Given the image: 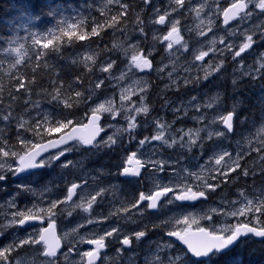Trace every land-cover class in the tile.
Masks as SVG:
<instances>
[{"label": "snow or ice", "instance_id": "6c2138e0", "mask_svg": "<svg viewBox=\"0 0 264 264\" xmlns=\"http://www.w3.org/2000/svg\"><path fill=\"white\" fill-rule=\"evenodd\" d=\"M113 0H108V3H112ZM116 3H119L120 0H115ZM145 3H151V0H145ZM174 3L175 6H172ZM185 4V0H170V8L171 11H165L164 14H159V9H156V15L158 19L154 20L153 23L164 25L166 23V17L170 16L171 13L179 11ZM249 5H253L254 8L259 9L261 12H264V0H239L238 3H233L231 8L224 11V24H228V22L232 19L240 17L241 20L250 19L252 13L246 12L245 9L249 7ZM126 10V9H125ZM203 6L199 10L196 11V16L199 17L201 12L203 11ZM243 13L241 16L240 14ZM21 15H24L21 13ZM48 15L56 17V11H52L48 13ZM112 23L109 24V27H113L117 22V17L113 16ZM141 25H143V21H138ZM201 24L204 21L200 22ZM179 24L178 20L171 21V28L162 38L153 33V41H161L166 44V48L168 50H173L174 46H179L175 49V51L179 50H188L187 42H182L183 38L180 35V31L177 27ZM212 20L209 18V31H211ZM82 23H80V27H82ZM200 25H197L199 27ZM78 23L74 20V18L65 16L63 12L59 13V17L55 23L53 28L46 29L44 38H47L48 42L43 44L44 49H48L49 45L52 44V41L58 39L60 35L68 37L71 39L72 37H76L78 40H85L86 36L84 34L77 35ZM141 33H143L144 29L141 26ZM97 27L91 28V35H97ZM232 35H235V30H233ZM201 36H205L206 33L201 31L199 33ZM41 33L31 32L29 33V37L31 39L32 45H40L41 44ZM2 39V38H0ZM247 42L243 43L239 50L236 51L233 55V59L236 57H240L241 53L245 52L246 49H249L253 43V36L247 35ZM212 47L209 51H216L215 45L216 40L213 39L211 42ZM220 43H224L223 38H221ZM235 45L228 44L226 45L227 50H231ZM139 48V45H132L133 52H135ZM155 49V44H153V50ZM4 53L8 56L13 57V63L11 67L15 68L17 65H21L25 58L27 57L29 60L32 59V56H29V49L26 48L25 43L20 42L18 37H13L7 41V46L0 48ZM125 55H127V49H123ZM153 50H149L146 55H131V63L127 65V67L121 72L119 77H113L119 80H124L125 76L128 73L134 72V70H138L140 72H144L145 70H155L157 72H164L167 69L168 65H164L163 67H157L153 69L152 60L148 57L153 56ZM54 51H59V46H57ZM209 51H199L198 54H193V64L195 61H203L206 56L209 55ZM223 53V49L220 50ZM33 55L38 59L40 56L44 55L43 52L38 49L33 53ZM88 61L93 60V56L89 55L86 57ZM115 61L108 63L107 67H103L101 69L102 72H109L112 69ZM193 65H189L190 70ZM201 69L204 71L203 79H208L213 73H219L224 67L225 62L221 60L218 64L209 65L208 67H202ZM168 72L169 79H172L173 72ZM239 71V69H236ZM260 74H264V64L260 65V68L257 70ZM252 70L251 66L249 69L242 72V76H251ZM240 77H236L233 79L232 83L235 85L237 80ZM33 81H29V84L33 83ZM184 84H190L194 82H199V77L196 80H192L190 77L184 78ZM55 83V82H53ZM104 83V80H100L95 84V88L99 89L101 85ZM143 83V87H140V92L144 93L140 97V105L133 106L127 110H125L123 103L119 106V108H115L112 106V103L107 102V106L105 104H100L98 108L93 109V115L89 124L84 125L83 128H75L73 127L71 132L66 136H62L59 140L49 141L47 144H32V141L22 140L21 142L28 145L32 144V148L35 150H29L24 152V154H20L19 152H9L3 151L0 149V155L3 157H16L18 159V166L13 170L12 164L10 163H0V181H4L6 179V172L12 171L14 175H18L20 173H28L29 175L33 174L31 170L41 169L45 167H51L57 161L61 160V157H64L66 153L73 151L72 147H61L62 145H68L69 142H75L76 145L81 147H86L90 149L103 150V149H113L118 142V138L122 137L124 133H128V140L131 143L132 140L136 139L134 133L138 128L137 117L141 114L147 116L150 113V108L146 103L147 100V92H148V82L145 80L143 82L137 81V84ZM173 84H176V80H172ZM20 88H24L26 92H30L31 89L28 88L23 83L19 84ZM169 85H165V88H168ZM68 88L71 89L72 85L69 84ZM126 91V90H125ZM95 94V92H90L87 99H91V97ZM51 99L50 103H54L57 106H61L64 109H71L73 107V102L71 101V97L65 99L61 95V91L56 89L54 93L50 94ZM75 97L84 98V93L81 91H75ZM131 94L121 95L120 100L123 102L124 100H130ZM192 101H196L197 97L193 96ZM222 96L218 93L215 96L211 97L207 102L201 104L199 102L195 104H191V106L195 109L196 112L200 113L199 115L192 116L191 118L195 120L197 123L203 125L202 127L197 128H189L185 130L184 128L176 129L175 132L171 131L172 124L175 121H172V124L167 122H163L162 118L154 119L153 124L155 126V134L151 136H144L143 138L138 140V148L136 151H132L130 155H127L123 158L121 165L119 166V171L116 173L118 177H140L142 170H146L150 173L148 179L151 181L152 187L149 189L147 193L140 192L138 201L132 202V207L137 208L141 202L147 201L146 208L156 210L158 209V203L162 201V199L166 198L164 202L166 204H173L175 202H192L197 201L201 198L206 197V191L211 190L215 191L217 187H220V183H223L224 180L228 178V171L230 170L235 172L237 168H240V159L243 157L244 153H237V158L233 160L232 153L228 151L222 152H213L208 156V166L207 172L209 173L208 177L205 178L200 172H191L188 169H184L183 171L186 175H180V173H176L175 176L169 177L168 183H163L160 177L157 175L158 173H162L165 171L168 166L167 161L154 159L153 156L155 152L151 155L147 153H141V157H137V153L140 152L141 149H144L147 145L151 144L153 141H159L165 148H175L179 147L180 149H187L191 151L193 147L198 146L202 151L205 147V140L213 141L215 140H224L228 138V135L233 133L234 131V116L237 114V107L233 105L231 110L228 111L226 115L217 111L214 114L209 115L206 111L207 109L217 108L222 106ZM17 100V97L14 95L9 96L7 101V107L5 108V99L2 95H0V108L3 109V115L0 116V120L5 122H9L12 120H18V127L21 129H25V124L28 122L23 120L22 118H18L13 115V102ZM81 100H76L75 103L79 104ZM30 101H25V105H28ZM33 108H39L38 104H32ZM164 107L170 106V101H164ZM184 112V115H187V108H173V112ZM106 112L113 114V117L116 115H122L125 122L126 127H116L115 125H109V127L115 128V131L111 135H107V138L100 137L102 132H105L103 127L98 125L99 116L96 115L98 112ZM135 113V114H133ZM40 115L39 113L37 114ZM49 121V116L47 113L43 114L41 119H37L34 121L37 128H40L43 124H47ZM73 121L68 119L66 116L63 120H57L55 126L46 127L47 133L60 132L61 129L68 128ZM222 125V127H219ZM211 126H217L215 130H210ZM31 128V125H29ZM27 130V129H25ZM202 133L204 135H202ZM35 135H39L38 132L34 133ZM17 138L19 139V133H17ZM261 141L257 147V152H264V136H261ZM60 150L55 154H50L46 158H42V154L48 152L49 149H57ZM260 159L264 161V156H261ZM64 168H68L70 166H74L72 161H65L62 165ZM203 167L201 171H203ZM174 171V170H173ZM217 173L219 177H221L220 183L213 184L210 181L216 180L217 176L211 175V173ZM243 175L247 176L248 171L242 169ZM110 174V173H109ZM190 179H194L198 183L195 184L196 190H193V185L188 183ZM22 189L27 192H32L34 194V190L29 185H21ZM78 185L76 183H72L71 187L67 189V196L65 201L59 200H50L48 207H38L37 204H33L31 207H26L24 210H17L12 214L13 218L9 221V225L4 226H14L17 223L20 226L25 225L30 221H42L47 217L48 224L47 227L38 228L32 232H30L27 238L20 240V245H40L42 250V255L46 258L44 264H56L58 260L57 250L60 248V240L55 236V221L54 217L58 214V204L66 203L67 201H71L73 196L76 195V189ZM108 189H101L96 192L95 195L91 196L90 199L87 197H80L81 203H74L73 209H82L84 213H89L91 216V212L93 210V206L98 203L97 197L103 199L104 195L107 193ZM171 194V195H169ZM243 196V193H241ZM246 203L243 207H236L235 205L239 203V201H232L230 203V208L232 210L225 211L222 208H212L209 214H205V216L201 217L202 219L212 220V213L223 214L227 217H247L250 213L259 212L261 216H264V200H257L254 202L253 200L247 199L245 197ZM12 206H15V200L12 202ZM120 210L118 209L117 212ZM124 212H128V208H123ZM59 214H63L59 212ZM72 213L69 212L70 216ZM115 215V213H109V216ZM17 217L19 218L17 220ZM108 217H104L107 219ZM125 219L130 220L131 223H135V220L130 216ZM88 224L97 223L98 221L88 218L86 221ZM252 224L253 226H250ZM193 225H196L195 230H193ZM4 227H0V235L3 234ZM78 227H83L80 225ZM153 228L161 229L166 231V235L168 237H174L177 241H179L183 246H186V249L176 255V256H168L165 260L160 256H156L149 264H217V261L220 257L230 253L233 251V248L236 246L237 241L242 236H247L249 234L254 235L255 237L264 238V220H261L259 216L254 217L252 219H248L245 221H238L236 224L225 223L223 226L217 228L214 224L210 225V227L206 228L200 226L199 219L191 214L187 216H179L174 215L169 217L167 220H162L159 224H153ZM147 228V226H145ZM73 231H78V229H73ZM114 234L119 237L122 234L121 228H113L110 231H107L105 235H101L99 238H91L87 240V243L95 245L94 251H85L83 253L82 259L84 257L87 258L86 264H95L99 252L101 249L105 248V240L107 237H113ZM146 231L140 230L135 231L134 233L124 235L122 239V245L130 246L132 243L133 237L139 241L140 238L145 237ZM84 242V237L80 238L79 243ZM16 246V241L10 243L3 250H0V264H13L15 258L9 257L8 253L13 247ZM158 251L164 252L166 249H172L174 244L172 241L162 242L157 245ZM71 251V247L69 248V252ZM233 264H243V261H233Z\"/></svg>", "mask_w": 264, "mask_h": 264}, {"label": "trees", "instance_id": "16d2710c", "mask_svg": "<svg viewBox=\"0 0 264 264\" xmlns=\"http://www.w3.org/2000/svg\"><path fill=\"white\" fill-rule=\"evenodd\" d=\"M167 1L169 4L170 0ZM93 4L94 6L98 5L94 7ZM53 8L57 13L56 17L48 15ZM20 12L24 15H21ZM60 12L74 18L78 23L77 35L84 34L86 39L81 41L76 37L69 39L60 35L58 39L52 41L48 49H44L43 44L48 40L44 38L43 34L46 29L55 26ZM148 15L149 8L145 7L144 0H120L119 3H116L115 0L112 3H108V0H0V38H2L0 39V48L7 46V41L14 35L24 31L25 38L22 43H25L26 48L29 49V56H32V59L29 60L26 57L21 65L13 68L11 67L14 62L13 57L0 50V95L5 99L4 107H7L10 94L16 96L17 100L12 105L13 115L28 122L25 124V129H27L25 130L18 127V120L9 122L0 120V145L5 142L13 144L12 139H17V133L25 140L31 138L32 141H45L67 131L75 124V122L72 123L68 128L61 129L60 132L47 133L46 127L55 126L57 120H63L65 116L72 121L78 117L83 119L87 94L93 92L90 76L94 72L95 65L103 54L116 55L120 52L123 43L121 40L139 28L138 21L145 23ZM113 16L117 17V22L113 27H109ZM80 23H82V27H80ZM92 27H97V35H91ZM31 32L42 34L40 45H32L31 39L28 38ZM57 46H59L58 52L54 51ZM37 49L44 53L38 59L33 55ZM89 55L93 56V60L86 59ZM58 75L67 79L61 80L63 78ZM33 80L34 82L29 84V81ZM66 82L67 84H65ZM21 83L31 91L26 92L24 88H20L19 84ZM69 84L73 86L71 89H67ZM56 89L61 91L63 98L71 97L73 102L71 109H64L54 103L52 106L49 102L50 94L54 93ZM75 91L84 93V98L75 97ZM246 97L248 98L247 95ZM26 100L30 101L28 105H25ZM76 100H81V102L76 104ZM33 103L39 105L38 110L40 107L50 110L48 123H42L40 128L36 127L34 121L42 117L36 115L40 113L39 111L33 113L31 110ZM245 103V108L248 110L243 111L247 112L243 118L249 119L253 114L250 111L251 103ZM2 115L3 109L0 108V116ZM36 132L39 135H35ZM19 143L20 141H18ZM20 145L21 152L32 147L31 144L21 143ZM225 194L226 190H223L221 195L225 196ZM258 247L259 245L255 243L245 244L220 257L217 264H233V261H243V264H264V248L260 250Z\"/></svg>", "mask_w": 264, "mask_h": 264}, {"label": "rangeland", "instance_id": "374dc122", "mask_svg": "<svg viewBox=\"0 0 264 264\" xmlns=\"http://www.w3.org/2000/svg\"><path fill=\"white\" fill-rule=\"evenodd\" d=\"M227 1H228L227 4H230V2H232L234 0H231V1L227 0ZM207 2H211V5H207ZM224 2H225V0H197V1L191 2L186 10L180 9L179 11L173 12V13H171L170 16H168L167 28L170 29L171 28V21L174 19L179 21L181 13L184 14L185 11L186 12L190 11L191 13H193V14H191V16H189V14H184V15L191 18L192 22L189 25V28L190 29L193 28V29H195V31H197V38L198 39L193 40L191 43L188 44V50L187 51H184V50L178 51L179 54L185 58V61L189 62L190 65H193L191 67V70L201 69V67L196 64V61L193 64V54L194 53L198 54L199 51H209V49L212 47L211 43L209 44V42H211L213 39L216 40V45L222 44V47L216 48V45H215L216 51H209V54H211L213 56L216 52L221 53V51H220L221 49L224 50L223 53L227 54L229 52V50H227L226 45L233 44L235 46L231 50L234 49L235 51L231 52V54L234 55V53L239 50V47L243 43L247 42L245 40L247 35L255 36L259 32L264 33V12H261L259 9L254 8L253 5H249L250 9L248 11V12L252 13L251 18L243 20L241 22V25H239L233 29V30H235V34L238 35L239 37H237V36L231 37L230 33H232L233 30H230L229 32L218 31V29L216 27V20H217L218 13L221 10L222 4ZM246 2H247V0H246ZM201 6H203V9H204L202 12L207 11L206 12L207 14L206 15L201 14L199 17H197L196 11L199 10L201 8ZM156 9L160 10V8L158 6V2L154 1L153 6L151 8V16L152 17L155 14ZM209 18H211V20H212L211 31H213V33L211 31H209ZM153 21L152 20L149 21V26L151 27V31L157 35L159 32L161 33V29L154 26ZM201 21H204V23L201 24L200 23ZM243 24H246V26ZM197 25H200V26L197 27ZM202 25H206L205 30L203 29V27H201ZM177 27L181 33V30H180L181 28L179 27V25H177ZM199 29H202V30L199 31ZM201 31L205 32L206 35L205 36L199 35V33ZM184 32H186V31H184ZM22 35H18L20 42H22V39H23ZM159 37H161V35ZM221 38H223L224 43H220ZM139 40H140L139 37H137V38L133 37L132 38L131 36H129V38H128L129 42H127L125 47H124V49H127V55H125V52L123 51L121 61L116 62L113 65L112 69L109 70V72L105 73V72L101 71V69L103 67H107L108 63L111 62L109 59L103 61L101 65L96 66L95 71L97 73H99L100 76H102V74L105 73V79H104L103 84H106L107 75L109 76V80L112 84L105 85L104 90L108 95H106L104 99H99V97L97 96V97H95L93 103H89V107H90L89 111H92L93 109L98 108V106L102 103L107 106V102H109V101L112 103V106L115 108H117V105H121V103H123L124 107H126L127 102L128 101L131 102V100H124L123 102H121L120 96L122 94L123 95L131 94V97L133 96V94H136V93L144 94V93L140 92V87L144 86L143 83L137 84V81L143 82L146 80L148 82V91H149V87L151 84V78L150 77H138V75L136 74V70H134V72H132V73H128L125 76L124 80H119V79L113 78V77H119L121 72L127 67L128 64L131 63V55L132 54L138 55L141 50H144L146 53L150 50L149 46H147L145 48H141V43ZM136 44L139 45V48L135 52H133L132 45H136ZM176 48H177V46H174V49H176ZM249 49H252V47ZM246 50H248V49H246ZM246 50H245V52L241 53V55L247 54ZM160 54H161V51H160ZM262 54H264V53H262ZM241 55H240V57H241ZM240 57H238V58H240ZM157 61H159V60H157ZM242 65H244V67H246V68L251 66V64H247L245 61L242 62ZM259 68H260V64H258V69ZM189 77L192 78L194 76L190 75ZM167 78H169L168 75H167ZM256 78H257V76H256ZM98 82H99L98 80L94 81L95 84ZM152 84L154 85L153 87L156 88V90H158V88L160 87V82H158L156 79L153 80ZM162 85H163V81L161 80V87H162ZM175 85H177V83L176 84L172 83L171 86H175ZM252 88L253 87L250 84H247V85H245L244 89L247 91V90H250ZM192 97H193V95L189 94L187 91H181L179 94L174 96L175 105L177 106V108L179 107V108L183 109L184 107H186L187 108V115H184L183 110L180 112H175V115H172L171 113H169L172 116L167 118L165 122L172 124V121H175V123L172 124V127H171L172 132H175L176 129H180V128H184L185 130L192 128L191 125L193 123H196L197 125H199V123H197L191 117L195 116V115H199L200 113L196 112L195 109L191 106V104H195L197 102L200 103L201 100L192 101V99H191ZM240 99L243 102L244 107H245V102H249V103L251 102V100L249 98H247L243 93L240 95ZM190 101H191V104L189 103ZM146 103L150 108H152L154 110L153 112L157 111L156 110L157 105H158L157 101L146 100ZM253 108L256 111L258 110L257 113H258V116L260 117V122H257L255 126L250 125L248 130H250L252 132L262 130L261 134L264 135V98L262 100L258 101V103ZM31 110L33 111V113L39 111L40 112L39 114H41V115L47 111V109L45 107H40V110H38L37 108H32ZM161 110H162V107H161ZM216 112L217 111L211 112L210 115L214 114ZM219 112H221V111H219ZM103 113L108 114L106 112H103ZM151 114L147 118L142 119V123L148 124V126L152 125L150 131L154 129V131L152 133V135H154L155 134V126L153 124V120L156 118L151 117ZM177 114L178 115L181 114L180 117H177L176 116ZM111 115H113V114H111ZM80 121H81V118H79V117L76 118V120L73 121V123L75 122V124H73V125L80 124ZM180 122H188L190 124L186 125V124H181ZM115 126L119 127L118 125H115ZM216 127L217 126H211L210 130H215ZM106 130L109 132L105 131V133H106L105 139L107 138V135H111L115 131V128L108 126ZM22 140H25V139H23L22 137H20L19 139L14 138V139H12L13 144H8L7 142L2 143L0 145V149H2L3 151H9V152L15 151V152H17L16 149H21L20 144L22 143L21 142ZM138 140L139 139H137V140L135 139V140L131 141V146L133 149H135V151L138 148ZM18 141H20L19 144H18ZM15 142H16V144H18L16 147H15V145H16ZM209 145H211L212 149H209V151L207 153H205L203 155V157H201V154L190 157V154H189L190 151L187 149H177L178 147L165 148L161 144V142L153 141L151 144L147 145L144 149H141L140 152L137 153V157L140 158L141 153H147L148 155H151L153 152H155V155L153 156L154 159L167 161L168 166L166 167L165 171L162 172V174L161 173L157 174L160 177V179L163 181V183L166 184V183H168L169 177L175 176L176 173H180V175H182V176L186 175V173L183 171L184 169H188L191 172H200L205 177H208V175H209V173L207 172L208 156L211 155L213 152H217V153L222 152V151L218 150V147L220 145H222V143L220 141L212 142ZM117 146L120 147L119 142H117L116 147ZM72 148H73V151L66 153V155L64 157H61L60 161H57L54 164L58 165L59 163H64L65 161L79 162V164L83 163L84 166L83 167L80 166V168L77 171L78 174H76L78 176L79 180L86 181L89 184H95V185L98 184L100 186H111L109 183H112V182L108 178L102 179L100 181H97V180H98L99 176H106L109 173L108 171H105L106 169H104L108 166L107 165L108 161L113 162V165L116 167L120 166V163L122 161V157L124 155V154H120L124 151L122 149V147H120L118 151H113V152H115L113 154V157H110L111 156L110 152H108L107 154H105V156L102 157V158H114V160L112 159L113 161H111L109 159H106V160L99 159V156H97V154H95L94 152L97 153L100 150L98 151L96 149H93L88 154V153H86V151H84V153L81 152L79 149H77V147L72 146ZM26 150L27 149H25L24 151H26ZM19 153L21 154V152H19ZM103 153H105V152H103ZM87 157L89 158L88 160H87ZM17 161H18V159L16 157H12L11 155L9 157H3L2 155H0V163L7 162V163L12 164L13 170L16 168V162ZM89 163H90V166H89ZM202 167L204 169L203 171H201ZM46 170H49V167H47ZM211 175L217 176V178H218V175H216V173L211 174ZM10 176H13V172L7 171L6 172V180L7 181L10 179ZM149 176H150V173L147 171L146 175H145V181H146V183H148L150 185V189H151L152 184H151V181L148 179ZM26 182L27 181H24L22 183H26ZM188 183L193 184V183H197V181H195L194 179H190L188 181ZM14 186H17V185H14ZM193 188L196 189L195 186H193ZM248 188L249 189L243 188L241 190H237L234 193V195H238V196L234 197L236 199L233 201H239V203H237L235 205L236 207H243L244 206V204L246 203L245 197L247 199L253 200L254 202H256L257 200H260V199L264 200V186H248ZM33 190H34V194L32 192H27V193H30L35 198H38L39 205H42L43 202L40 201V198L43 194H45V190H42V189H39V190L33 189ZM208 191L209 190H207L206 192H208ZM244 192H248V193L252 194V196H248V195L242 196L241 193H244ZM44 199H45V197H43V200ZM224 200L228 203V207L225 208L224 210L225 211L232 210L230 208V203L232 202V200L231 199H224ZM25 204L26 205L22 206V210H24L26 207H31L33 204H37V202L25 201ZM206 212H207V209L205 207H201L197 211H195V210L187 211V210L177 209L173 204L164 203L163 206L161 207V215L159 217H156V218L150 217V219H152L156 223H160L162 220H167L169 217L174 216V215H179V216L183 217V216H187V215L191 214L192 216H195L197 219H199V223L201 224L202 223L201 217ZM253 216H255V211L253 213H250L249 216H247V217L241 216V217H235V218L234 217H227L226 218L225 216H223V220L221 221L220 219H218L214 215H212L217 228L223 226L226 222L229 224H232L230 221L234 220L235 224H236L238 221L252 219ZM194 226H196V225H193V227ZM140 230L146 231V236L151 237L152 227L147 226V228H145V226H143V227H141ZM165 234H166V231H165ZM70 240H71V238L67 239L68 242ZM25 252L26 251H22L23 254ZM178 254H180L178 252V250H176L174 248L168 249L167 250V256L165 257V260L167 259L168 256L174 257ZM32 257H35L36 259H40L39 255H38V249L34 250ZM108 259H110V258H108ZM79 263H81V260L79 261L78 257H71L69 255H66L61 260L56 261V264H79ZM33 264H35V263H33ZM36 264H44V262L42 261V262H38Z\"/></svg>", "mask_w": 264, "mask_h": 264}, {"label": "flooded vegetation", "instance_id": "af4514ba", "mask_svg": "<svg viewBox=\"0 0 264 264\" xmlns=\"http://www.w3.org/2000/svg\"><path fill=\"white\" fill-rule=\"evenodd\" d=\"M203 63L206 67L210 64L213 65L210 60H203ZM204 73V72H203ZM226 105V106H224ZM229 103H222V106L218 108H227ZM150 108V107H149ZM153 110L150 108V111ZM157 110V109H156ZM161 112V104L158 108ZM154 111V110H153ZM159 112V113H160ZM105 121V119H104ZM112 156V155H111ZM261 156H264V152H258L257 158L251 160L246 166L245 170L248 171V176L246 177L249 181L248 184H237V186H250L253 182L255 186H264V161L260 159ZM109 160L113 161L112 158ZM105 171L109 173L106 176H99L98 181L108 178L112 183H109L111 186H100L98 184H89L86 181L81 183H76L78 185L76 189V195L73 196L71 201L66 203L58 204V214L53 218L55 221V228L57 234L61 238L62 243V252L58 256V260L63 258V255L69 253L70 255H76L80 260L82 259L83 253L88 247L87 240L91 238H99L101 235H105L107 231L112 230L113 228H121L122 234L117 237L115 234L113 237H107L105 240V252L100 256L99 264H128L130 259L133 256H136V260L140 264H149L155 257L139 260L142 254H147L148 252H154V256L158 254L161 257V252L158 251L157 245L163 242V235H161V229L153 228V224H159L150 219V215L147 212L146 205L144 202L137 208L132 207L133 201H138L139 193L149 191L150 186H146L144 183L145 173L141 177L134 180H123L121 177H118L116 173L119 171V166L116 167L113 165V162L108 161ZM240 171H238L239 173ZM259 175V176H258ZM261 177V178H260ZM254 180V181H252ZM5 181V180H4ZM4 183H0V227L9 225V221L12 220V214L17 210H22L23 206V189L21 186H4ZM88 186V187H87ZM71 186H31L35 189H45V199H42V205H39L38 198H35L31 194H26L30 196L31 201L37 202L38 207H48L50 200H59L65 201L67 196V189ZM8 188V189H7ZM101 189H108L107 193L104 195L101 200L100 197H97L98 203L93 206L91 216L89 213H84L82 209H73L74 203H81L80 197H87L88 199L91 196L95 195L97 191ZM9 191V192H8ZM2 192V193H1ZM59 194V198L57 197ZM15 200V206H12V201ZM20 202V203H19ZM206 202H209L207 199ZM220 203H216L218 207ZM199 204H196L194 208H197ZM128 208V212H124L123 208ZM120 210L117 212V210ZM161 211V209H160ZM62 212L63 214H59ZM72 214L69 216L68 213ZM4 213V214H3ZM109 213H115V215L109 216ZM3 214V215H2ZM131 217L135 220V223H131L130 220L125 219L126 217ZM104 217H108L104 219ZM261 220H264V216H259ZM88 218L98 221L97 223L88 224L86 221ZM19 218L17 217V220ZM72 222L69 223L68 221ZM48 219L45 217L42 220L41 225H34L30 228L22 230L17 223L14 226L4 227L3 234L0 235V250H3L13 241H16V246L9 251V257L15 258L13 264H22L35 249H38L42 255V250L40 245H20V240L27 238L28 234L38 228L46 227L48 224ZM83 225V227H78ZM148 226L152 227L151 237L140 238L137 241L134 237L130 246L122 245V239L124 235L134 233L135 231H140L141 227ZM73 229H78V231H73ZM71 233L72 240L65 241V234ZM84 237V242L79 243L80 238ZM165 238V235H164ZM113 245V246H112ZM71 250L69 252V248ZM260 250L263 249L262 244H259L258 247ZM22 251H26L24 254ZM142 251V252H141ZM140 255V256H139ZM43 256V255H42ZM110 258V259H108ZM134 260V259H133ZM82 264V263H79Z\"/></svg>", "mask_w": 264, "mask_h": 264}, {"label": "bare ground", "instance_id": "6f19581e", "mask_svg": "<svg viewBox=\"0 0 264 264\" xmlns=\"http://www.w3.org/2000/svg\"><path fill=\"white\" fill-rule=\"evenodd\" d=\"M55 1V0H54ZM88 1V0H87ZM86 2V1H85ZM92 2V1H91ZM55 3V2H54ZM56 3H57V1H56ZM61 3V2H60ZM87 3V2H86ZM89 3V2H88ZM51 4V3H50ZM90 4V3H89ZM95 4V3H94ZM94 4L92 5V6H94ZM36 5V4H35ZM98 4H96L95 6H97ZM94 6V7H95ZM89 7V6H88ZM40 8V7H39ZM98 8V7H97ZM32 9V8H31ZM54 9V8H53ZM53 9H52V11H53ZM55 10V9H54ZM91 10V9H90ZM92 11V10H91ZM25 12V11H24ZM87 12V11H86ZM20 13H22V12H20ZM43 13V12H42ZM88 13H89V10H88ZM91 13V12H90ZM38 14V13H37ZM41 14V13H40ZM204 38V37H203ZM234 52V51H233ZM54 65V64H53ZM117 65V64H116ZM65 75H67V74H65ZM57 77V76H56ZM58 77H60V75H58ZM63 79H61V80H64V79H67V78H64L63 76H61ZM60 77V78H61ZM57 80V79H56ZM68 81V80H67ZM56 82V81H55ZM63 82V81H62ZM69 82V81H68ZM71 83V82H70ZM155 83V82H154ZM56 84H57V82H56ZM64 84V83H63ZM65 84H67V82L65 83ZM158 84V83H157ZM247 85V84H246ZM58 86H61V85H58ZM154 86V85H153ZM62 87V86H61ZM65 87V86H64ZM73 87V86H72ZM67 89H69L68 88V86H67ZM156 89V88H155ZM247 100V99H246ZM243 103V102H242ZM251 103V102H250ZM52 104V103H51ZM50 104V105H51ZM246 104V103H245ZM244 105V104H243ZM260 105V104H259ZM52 106H53V104H52ZM224 106H226V105H224ZM251 106V105H250ZM255 107V106H254ZM257 107V106H256ZM250 109V108H249ZM257 109V108H256ZM259 109V108H258ZM258 111V110H257ZM160 111L159 110H157V111H155V112H153L152 114H151V117H153V118H156V119H160L161 118V112L159 113ZM249 115V114H248ZM247 115V116H248ZM177 116V115H176ZM248 119V118H247ZM163 120V119H162ZM111 122V121H110ZM163 122H165L164 120H163ZM114 123V122H113ZM80 124H76V125H73V126H71L67 131H69L70 129H72L73 127H78ZM141 125L144 127V128H147V130H150L151 129V126L152 125H149L148 126V124H144V123H141ZM67 131H65V132H67ZM41 132V131H40ZM65 132H63V133H65ZM110 157H113V156H110ZM113 160H114V158H112ZM99 162V161H98ZM88 164V163H87ZM99 164V163H98ZM89 166H90V163H89ZM95 167V166H94ZM92 168V167H91ZM259 176V175H258ZM261 178V177H260ZM252 181H254V180H252ZM256 185V184H255ZM245 186V185H244ZM4 187V186H3ZM88 187V186H87ZM8 189V188H7ZM9 192V191H8ZM2 193V192H1ZM20 203V202H19ZM4 214V213H3ZM2 214V215H3ZM113 246V245H112ZM142 252V251H141ZM140 256V255H139ZM244 258V257H243ZM242 258V259H243ZM246 259V258H245ZM244 259V260H245ZM252 260V259H251ZM249 262V261H248ZM256 262H258L257 260H256ZM121 264V263H120ZM252 264H254V263H252Z\"/></svg>", "mask_w": 264, "mask_h": 264}, {"label": "water", "instance_id": "95a60500", "mask_svg": "<svg viewBox=\"0 0 264 264\" xmlns=\"http://www.w3.org/2000/svg\"><path fill=\"white\" fill-rule=\"evenodd\" d=\"M231 8V7H230ZM230 8H228V9H230ZM227 9V10H228ZM232 20H234V19H232ZM232 20H230V21H232ZM223 21H224V16H223ZM229 21V22H230ZM228 22V23H229ZM225 25V24H224ZM90 120H91V117L89 118V120H88V124H89V122H90ZM75 128H81V127H75ZM83 128V127H82ZM72 130V129H71ZM71 130L69 131V132H67L66 134H64V135H62V136H66L68 133H70L71 132ZM62 136H60L57 140H59ZM52 141H55V140H52ZM48 142H46V143H43V144H47ZM70 143V142H69ZM63 146V145H62ZM33 150H35V149H33ZM52 150H55V149H49V151L48 152H50V151H52ZM48 152H45V153H43L42 154V156L44 155V154H46V153H48ZM36 170V169H35ZM32 171H34V170H31V172ZM28 173L26 172V173H20V174H18L19 176L20 175H27ZM151 212H154L155 210H152V209H149ZM250 235V234H249ZM254 236V235H253ZM242 237H244V236H242ZM255 237V236H254ZM255 238H257V239H259L260 237H255ZM186 247V246H185ZM58 251V250H57Z\"/></svg>", "mask_w": 264, "mask_h": 264}]
</instances>
